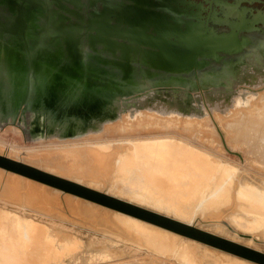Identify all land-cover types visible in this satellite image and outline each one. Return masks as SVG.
<instances>
[{"label":"bare ground","instance_id":"bare-ground-1","mask_svg":"<svg viewBox=\"0 0 264 264\" xmlns=\"http://www.w3.org/2000/svg\"><path fill=\"white\" fill-rule=\"evenodd\" d=\"M32 34L33 30L29 28L28 38H31ZM263 51L259 53L252 52L235 64L231 63L232 57L220 63L225 65V67L227 66L225 70L230 73L229 76L221 79V84L223 88L231 89L233 94H237L233 95V97L231 95V97H225L224 100H220L221 98H217V100L216 97L210 98L205 89H195L191 97H188L189 89H186L187 87L179 91L182 101L185 98L191 99L190 102L193 109L191 112L181 110V107L176 105L175 98H167L165 96L162 100H154L156 91L148 90L144 93L133 92V96L124 99L119 98L116 100V107H118L116 118L105 119L106 121L96 120L95 125L85 131L69 132L67 130L63 131L61 127L50 129L46 121V109H42L41 113H36L37 128L29 124L26 125V123L19 125L15 121L14 113L1 115L0 129H12L20 132L29 143H44L47 141L43 145H47L48 148L45 149L43 147L42 149L38 148L39 150L32 149L17 152L16 149L15 151L11 147L7 149L5 147L6 142H4V144L6 143L5 146L0 145V200L5 204L30 208L41 214L69 221L73 224L88 222L89 225L98 226V229L100 228L103 232L114 234L123 238V240L132 241L164 257H175L183 264H187L188 259L192 255L187 257L186 261L185 256H187L188 251L182 257L186 248L183 251L184 245H181V248L179 249L178 247L177 251H175L173 250L176 246L175 244H183L186 241H190L189 251L193 252L198 244L194 238L207 240L205 237L208 236L194 232L192 229L175 224L172 221L145 214L123 203L113 202L94 192L95 190L111 197L121 198V195L112 193L109 189L116 180H119L124 175L128 180V186L136 188L138 191L137 193L135 192L136 199L140 196L139 201H148L152 205L159 206V208L173 211L174 215L170 214L171 212H163L159 208L151 207L155 212L163 213L166 217H171L188 226L198 225L202 221L206 222L204 219L223 221L222 224L215 223L214 226H223L225 228L227 225L233 230L235 227L251 235L264 236V184L257 182L254 178L253 181L261 187L256 186V183L254 185L250 181L244 182L240 187L237 183L240 180L237 167H234L230 161H227V163L218 157L220 154L216 153L215 155L214 150H212L213 154L206 151L208 149L209 151L210 149L224 150L225 148L220 140L218 139V148L212 147L213 145L207 144L204 137L196 135L200 131L199 128L201 126L199 118H204L210 114L208 110L210 106H215L216 110H218H210L212 113L228 115L236 108L245 107L250 100L257 96L259 91L264 90V71L262 73L257 72L260 68L264 69L262 68L264 67ZM16 70H19V68ZM22 70L25 72L27 68L22 66ZM217 70L220 71L222 69L219 68ZM36 73L37 81L35 82L33 79H35ZM238 73L241 76H246L249 73L250 81H242L245 83L241 84L236 77ZM26 77L25 99L23 100L24 97H14V99L21 98L19 102H16V109L37 106L39 103L32 104L33 100L42 101L47 108H50L57 115V118L62 117L61 112L59 113L58 110H55V105L50 103L55 102L56 98L52 93L53 91H50L51 85L48 83H53L54 81H52L53 78L48 75L47 71L43 69L38 72L34 69ZM183 78H185L184 75H172L171 80L152 82L146 85L128 83L127 87L123 88V93L128 90L138 91L157 83L170 81L187 83ZM212 86L211 88H217L214 87L215 85ZM36 87H38L39 91ZM30 88L32 89V95L28 98ZM100 92L103 95L107 93L112 96L120 94L118 91L101 90ZM34 93H37V95L34 96ZM52 96L53 98H51ZM107 96L105 99L103 98L104 96L97 97L93 107L89 105L81 110L79 109L80 106L76 105V109H65L62 113L64 115L62 119L70 123L73 119H77V116L85 118L82 114L89 113L90 110H94L96 107L98 108L100 104L97 102L108 101ZM14 99L10 91H4V94L0 92V103L4 106L5 111L6 104L14 103ZM204 108L207 110L206 112ZM151 115L188 119L182 121L181 125L179 124L180 126L176 127L177 123L173 125L174 122L170 120L156 117L154 118L156 124H160V129L164 128L165 130H160L157 133H147L146 136L136 140L131 139L101 144L102 139L97 138V135L102 133L107 127L111 126L113 128L112 125L122 121L123 118H126L130 127L135 120ZM170 122L173 123L172 127H169ZM220 125L226 131L229 145L238 147V145L242 144V140H247L251 143L250 145L253 144V147H264V94L256 102L253 109L239 110L231 118L222 119ZM151 126V124L145 125V127ZM50 145L51 147H49ZM52 145L54 146L52 147ZM261 147H259L260 150H262ZM243 175L247 174L243 172ZM91 182L100 183L103 188H98ZM82 186L91 189V191ZM127 201L144 205L134 201V199H127ZM64 207L68 208L69 215L63 210ZM200 207L204 209L201 210ZM197 209H199V212L196 216ZM235 212H243L246 217L248 216V219L241 216L243 213L233 215ZM10 213L3 214L0 209V264H28L30 262L36 264L39 261L42 262V255L49 251L47 248L51 249L50 246L55 244H52V237L49 239L50 241H47V237L44 238L47 233L46 230L42 229L45 231L44 233L41 230L39 231L37 226L31 225L34 223L33 221L30 225L29 222L25 224V219H23V221L25 220L23 223H20L21 221L17 222V220H21V217L18 216L19 219H17V216L12 213L13 219ZM70 214L73 216H70ZM194 214L196 218H199L198 223L192 219ZM196 218L195 220H198ZM43 227L47 228L46 226ZM16 234L18 235L15 236ZM183 234L194 238H186ZM23 235H25V238L27 237L26 240L28 239L27 244L24 242L25 247L19 246L20 243L23 244L21 240H25ZM172 235L176 236L174 241L171 242L172 250L170 248H161L146 240V236L158 240L167 239ZM71 243L69 244L71 250L74 248L75 252L80 249H76L78 246L77 240L76 244L73 242V247H71ZM43 244L44 246L42 247ZM220 246L223 247L222 245ZM53 247L51 250L55 249ZM63 247L65 248L66 245ZM63 247L61 252H64H59L62 256H65L67 247L65 248L66 250ZM37 248L43 250L35 252ZM227 249L234 253L243 254L238 248H234L236 250ZM6 251L7 255H3ZM62 256L58 257L61 258ZM51 257L48 258L50 263ZM224 258L222 257V259ZM234 258L254 264L242 258ZM229 260L231 261V259ZM192 262L195 264L192 259L189 264ZM45 263L43 262V264ZM201 264H204L203 261Z\"/></svg>","mask_w":264,"mask_h":264},{"label":"rangeland","instance_id":"rangeland-1","mask_svg":"<svg viewBox=\"0 0 264 264\" xmlns=\"http://www.w3.org/2000/svg\"><path fill=\"white\" fill-rule=\"evenodd\" d=\"M98 1H99L98 2L99 7H100L103 0H98ZM188 1L193 3V4H189L190 12L193 11L194 13H196V11L199 8V4H202L206 8L208 7L206 6L207 5V3L205 2L206 0H187V3H189ZM111 3L113 4V6H118V5L120 6L123 3L124 4L123 7L118 6V9L121 10L119 13H122L127 8V5H129L132 2L128 0H112ZM78 4L79 5L76 6L78 9L76 8L74 9V7L69 6L68 10L70 11L63 10V16H59L56 13H54V9H51L50 15L48 16L47 12L50 9V7L49 9L40 8L39 9L40 13L38 14H40V21H42V23H39L40 26H38V28L35 30V35L38 34V36H36L33 39L31 38L32 40L31 39L29 40L31 44L30 46L34 48V45L32 44L33 41L35 39L38 40L40 38L41 32L43 30L45 31L48 28H51L53 29L54 32L61 33V36H62L61 40L66 45L65 41L63 40V37H66L65 36L66 34L63 31L70 30L80 37L79 39L81 42L80 44L81 53L84 52L83 48L84 49L89 48L95 51V49L103 46L102 48H104V50L105 49L108 50L105 55L103 54L100 55L99 52H98L99 54L95 53V55H92V54L84 55V53H82V56L84 57L82 60V66L85 65L84 68L76 67V65L71 60V58H68V53L67 54L65 53L64 55L61 53L62 51H59L60 50L59 48H58L59 50H57V48H54V46H56V41H55V44L49 47L45 53L42 50V60H40L37 63L35 71L39 72L40 70L44 69L47 71L48 75H50V77L53 78L52 81L54 82L53 83L51 82L48 84L51 85L50 91L51 92L53 91L52 93L54 97L56 98V100L55 102H50V103L51 104L53 103L55 105V110H58L59 113L61 112V115H62V117L60 116L61 120L60 118H57V115H55L50 110V108H47L44 105V103H42V101L37 102L36 100H33L32 104H38V103L39 104L37 106H31V107L28 106L26 108L20 107L19 109H16V104H17L16 102L17 101L19 102V100H21V98H23L25 95L24 92H25V87L27 86L26 84L27 73L26 71L24 72L22 70V66L26 67L28 60L24 58L25 55L22 50V49H25L24 43L21 42L20 43L21 48H19L18 47L19 41L15 38V36H11V35H3L0 37V92L4 94V91H10L13 99L14 97H18V98L21 97V98L20 99L15 98L13 100L15 104L14 103L6 104L5 109L7 112L4 110L3 108L4 106L0 103V116L10 115L11 113H14L15 121H17L19 125L26 123V125L29 124V125H32L34 128H37L36 126L38 125V121H36L37 120L36 113H41L42 109H46V113H47L46 121L49 124L50 129L52 128L54 129L55 127H61L63 131L67 130L69 132L70 131L78 132V131H85L86 129L93 127L95 125L96 120L100 121V120H105V119L116 118L117 117L116 113L118 110V107H116V103H117L116 100H118L119 98L124 99L126 97H131L134 95L133 92H136V93L143 92L144 93L148 90H155L156 92L154 93L155 95L154 100H162L165 96L167 98H175L176 105L181 107V110H185L188 112H191L193 110L191 102H190L191 99L185 98V100L182 101L181 96H179L181 94L179 91H181L182 89L186 87H187L186 89H189L188 97H191V94L193 90L195 89H205L206 93L209 94L210 98H215V97L216 99L221 98L220 100H224L225 97L228 98V96L231 97V95L232 97L233 95H237L236 93L233 94L231 89L223 88V85L220 83L221 79H223L227 75L229 76L230 73L228 71H225V65H221L220 63H217V62H213L210 67L204 68L203 70H201L200 79L196 78L193 75H190V76L185 75V78L183 79L187 83H184V84L170 81V82L160 83V84L157 83L150 87L148 86V88L146 87L138 91L128 90L123 93V90H124L123 88L127 87L128 84H124V85L118 84V82L114 80V76L121 78L127 75L131 83L135 84L137 81L139 82V83H136V85L137 84L140 85V82H142V78H141L142 72L138 69L139 65L138 63H136L135 53L132 54V57L134 58V60L131 62L132 68L130 72L129 71L127 72V70L124 69V65L120 67L112 68L110 60H113V53L111 52V50H109L102 43H97L95 44V46H93L88 41L85 31L82 30L83 28L81 29L82 30L81 32L79 28L77 29L76 27L77 25L78 26L84 25V24L86 25L89 18H94L93 14L95 12L94 9L96 8L94 7L86 8V4H85V7H78V6H83L81 2ZM180 5L182 6L183 4H180ZM183 7L186 8V6H183ZM100 8L101 10H103L102 7ZM74 10H77V11L79 10L80 14L85 16V20L82 21L80 20L78 16L70 13ZM176 17H179V15L173 14L172 18H176ZM181 18L184 19L183 16ZM192 18L193 17H189L188 19L190 21L195 20V19L192 20ZM186 20L187 18L182 20L183 22L182 27H185L187 25L186 23L189 22ZM110 21L113 23L115 22V20L113 19ZM198 22H200V19L198 20ZM198 22L192 24L194 26L195 32H196L197 27H199L201 29V32L206 34L207 32H205V29L202 30L201 24H198ZM63 24L65 27L62 26ZM95 25L99 26V23H95ZM35 26L37 27V25H34V28ZM60 26H62V29L60 28ZM210 26H212L215 32L220 33L222 31H229V28L225 27V25H211L210 24ZM257 26L259 27L261 25H257ZM44 35H45V38L43 37L44 38L43 43H46L49 40V38H48V35L46 34ZM240 36L244 37L248 35L242 32ZM255 36H256L255 39L257 41L261 40L260 35L256 34ZM258 47H260L259 49L261 50L262 47L260 45ZM64 51L66 52V50ZM117 55L118 56L121 55L120 50L117 51ZM107 59H109L108 64L105 63ZM17 68H19V70H16ZM143 68L148 69L149 67L143 66ZM219 68L222 70L218 71L217 69ZM260 69H258L257 72L262 73L264 69H261V70ZM21 70L22 72H20ZM151 71L155 72V69L151 68ZM88 72L92 74L95 73L96 75H91V74L88 75ZM165 74H166L165 78L164 77L161 78L160 77L161 75L160 76L154 75L152 78H150V80L158 81L159 78H161L165 81V80L172 79L171 75L173 74H168V73H165ZM36 75L37 73L35 74V79L31 77L33 80H35V82L37 81ZM131 75H133L132 78H131ZM248 75L241 76L238 73L236 77L237 79H239L238 81L241 84H243L245 82H242V81H250V77ZM251 76L253 77V75ZM212 85H215L214 87H217V88H211L213 87ZM36 88L39 91L38 87ZM207 89L209 90L208 92H207ZM101 90L110 91V92L118 91L120 92V94H115L112 96L111 94L108 95L107 93H105L103 95V93L100 92ZM31 92H32V89L30 88V94H28V98L30 95H32ZM263 94H264V90L259 91L257 96L253 100H250L249 103L245 107L236 108L231 114H228V115H223L221 113L219 114L212 113V111H218V110H216L217 108H215V106L209 105L210 109L208 110L210 114H208V116L204 118H199L201 121V126L199 128L200 131L197 132L196 135L204 137L207 141V144H210V145L212 144L213 145V146L211 145L212 147L215 146L218 148L219 147L218 139L220 140L221 144L225 148L224 150L210 149L211 151L210 152L208 149L206 151L213 154L212 150H214L215 155L216 153L218 155L220 154L218 157L222 158L226 162L230 161L234 167H237L238 169L237 171L239 172L237 173L239 174L238 176L240 178L239 180L240 183L239 182L237 183L238 185H240V187L246 181H250L253 184L256 183L253 181L254 178L257 180V182H261L264 184V150H263L264 147H261V146L253 147V144L250 145L251 143L247 140L246 141L242 140L241 141L242 144L238 145V147H234V145H231V144L229 145V143L227 142L226 131L220 125V121L222 119L231 118L239 110L253 109L254 105L256 104V102H258L261 99V96ZM36 95L37 93H34V96ZM100 96L102 97L104 96L103 97L104 99L107 96L108 101L107 100L105 102L100 101L101 103L97 102L98 104H100L99 107L98 108L96 107L94 110H90L89 112V113L94 112L92 117L85 119L80 116H77V119H73L70 123L65 121V119H62L64 118V115L62 113L65 109L66 110L76 109L75 108L76 105H79L80 106L79 109L81 110L85 109L89 105L93 107L95 106L96 98ZM248 97H250V95H248ZM51 98H53V96ZM179 98L181 101L179 100ZM24 99L25 97L23 98V100ZM206 111L207 110L205 109V112ZM156 117L164 118V119L174 122V124L170 122L169 127L170 126L172 127V124L175 125L176 123H177L176 127L180 126L181 125L180 123L182 121L188 119V118H169V117L151 115V116H145L144 118L142 117V119L135 120V122H132L131 126L129 127L128 121H126V118H123L122 121L112 125L113 128H111V126L107 127L102 133L97 135V138L102 139L101 144H109V143L117 142V141H128L131 139L136 140L138 138H141L142 136L143 137L146 136L147 133H154V132L157 133V132H160V130H165L164 128L160 129L159 127L160 124H156V122L154 121V118ZM146 124H151L152 126L145 127ZM174 130H177V129H174ZM94 137L96 138V136ZM195 138L197 137L195 136ZM4 142L7 143V144L5 143L6 146ZM46 142L47 141H45L44 143ZM9 143L12 146H10ZM44 143L43 142L42 143H29L28 140L25 139L23 137V134L20 132L14 131L12 129L10 130H5V128L0 129V145L5 146L7 149H10L11 147V149L13 148V150L16 149L17 152H21V151H25V150L28 151L32 149L37 150L38 148L42 149L43 147L45 149L48 148L47 145H43ZM53 146L54 145H52V147ZM49 147H51V145ZM259 147H261L262 150H260ZM221 155L223 156L221 157ZM224 156H225V159H224ZM243 172L247 174L248 176L243 175ZM91 183H94V182H91ZM127 183H128L127 178L124 175H122L121 178L119 180H116L109 189L110 192L116 193L117 195H121L122 196L121 198L111 197L107 194H104L103 192H99V191L97 192L95 190L94 192L100 196L110 199L113 202L123 203L145 214H150L151 216L156 217V218H161V219H166L168 221H172L175 224H179L188 229H192L194 232H198L202 235L205 234L206 236H208V237H205L207 240H203V239H199L196 237L194 238V237H190L189 235L183 234L184 237L194 238L198 242L197 248L193 252L189 251L190 246H191L190 241L189 242L186 241L183 244L177 243L178 245L175 244L176 246L173 249L171 242L174 241V239L176 238V236H173V235L169 236L167 239H158V240H155L152 237L146 236V240L149 243L155 244L161 248H170L171 250L173 249L175 251H177L178 247L180 249L181 245H184L183 251L185 248L186 250L184 251L185 254L184 253L183 255L181 254L182 257L186 255V251H188L187 256H185L186 261H187V257H190L192 255V257L188 259L187 264L191 262V259L192 261H194L195 264H201L202 261L204 264H251L248 262L238 260L234 257L245 259L254 264H264V236H260L257 234L251 235L250 233H246L245 231H241L239 229H236L235 227L233 230L232 228H229V226L227 225L225 226V228L223 226H214L215 223L222 224L223 221L219 222V221H214L211 219H204L206 220V222L202 221L201 223L199 222L200 224L194 225V226L185 225L171 217H166L163 213L160 214V213L155 212V210H153V208H159V206H156L155 204L152 205V203L148 201L147 202L142 201V200L139 201L140 196H138V199H136L135 195L138 191L136 190V188H131L130 186H128ZM94 184L98 188H101V189L103 188V185L100 183H94ZM256 186L261 187L258 184ZM82 187L91 191V189H88L84 186ZM127 199H134V201L138 203H142L144 205H138L135 202L129 203ZM17 207L18 206H15V205L5 204L2 200H0V209L2 210L3 214L11 212L10 214L12 213L15 214L17 216V219H19L18 216L21 217V220L20 219L17 220V222L21 221L20 223H23L26 220L25 224H28L29 222V225H30L33 221L35 224L32 223L31 225L34 227L37 226V229H39V231L41 230L42 233L45 232L43 230H46L48 234L46 233L45 234L46 236H44V238L47 237L46 240L48 241L52 237V240H53L52 244L55 243L52 245L55 247V249L51 250L52 246L49 245L51 249L47 248L49 250L48 253H46L45 255H42L43 259L45 256H47L45 257L46 261H44L45 259L44 260L42 259V262L39 261L36 264H43V262L44 263L49 262L48 264H183V262L177 260L175 257H164L162 255L151 252V250L147 249L146 247L139 246L133 243L132 241H129V240L127 241L125 239L123 240V238H120L114 234L103 232V230H100V228L98 229V226L96 227L91 224L89 225L88 222H79V223L73 224L72 222H69V221H64V220H60L52 216H48L46 214H41L38 211H35L30 208H23V207L17 208ZM67 209L68 208L64 207L63 210L67 212V214L69 215V210L67 211ZM159 209H161L163 212L164 211L169 212V213L171 212L170 214L174 215L173 211H169L166 208H164L165 210L162 208H159ZM200 209L203 210L204 208L200 207ZM198 212H199V209H197L196 211V216ZM240 213H243V212H235L233 213V215H237ZM13 214L11 216L14 219ZM70 216H73V215L70 214ZM196 216L194 214L192 219L193 221L198 223L199 218H196ZM241 216L245 218L248 217V216L246 217L244 213L241 214ZM194 217L198 220H195ZM229 217H228V220L230 219ZM23 219L25 220L23 221ZM15 220H16V217H15ZM15 220L14 222L16 223ZM37 223L40 225H38ZM40 226H41V229H40ZM43 226H46L47 228L45 229V227ZM99 231H102V232H99ZM17 235L18 234H16L15 236ZM23 236L25 238V235ZM26 238L24 241L23 239L21 240L19 238L21 242H23V244L20 243L19 246H24V242H26L25 244H27L28 239L26 240ZM75 239L77 240L78 246L75 245L77 246V248L75 246L74 247L76 249H79V248L80 249L74 252L75 249L72 248V250L74 249L72 251L69 244L72 242L71 247H73V242H75L76 244ZM213 239L216 241H214ZM65 242H67L68 245L65 244ZM63 243L67 247V252L71 254L69 253L67 254L66 251H65L66 254L64 253L65 256H62V254H60V252L62 251V247L64 246ZM220 245H222L223 247H221ZM43 246L44 244L42 245V247ZM231 246L232 247L235 246L234 248L240 249L243 254L241 255L239 253H234L233 251L228 250L227 248H230L231 250L234 249ZM179 249H178V252H179ZM39 250L42 251L43 249L37 248L35 252H39ZM58 252H59V255H58ZM3 255H7V251ZM49 256L50 257L52 256L51 263H50V260L48 259L50 258ZM58 256H62V257L59 258ZM222 257L223 258L226 257V258L222 259ZM55 258H58V259H55ZM229 259H231V261ZM198 260H200L201 262ZM28 264H33V262L32 263L30 262ZM191 264H193V262Z\"/></svg>","mask_w":264,"mask_h":264},{"label":"water","instance_id":"water-1","mask_svg":"<svg viewBox=\"0 0 264 264\" xmlns=\"http://www.w3.org/2000/svg\"><path fill=\"white\" fill-rule=\"evenodd\" d=\"M65 1L69 2V0ZM128 1L132 3L127 5L122 13H119L121 11L118 9L119 5L112 6L111 3L109 5L105 4L103 10H98V3L94 1L92 5L90 4V8H96L93 14L94 18H89L86 25H77L76 27L81 32L82 30L85 31L88 41L93 46L102 43L111 50L113 53V60H110L112 68L124 65V69L130 72L131 62L134 60L132 54L135 53V60L139 65L138 69L142 72L140 85L162 82L164 80L161 78H165V73L184 76L193 75L200 79V71L210 67L213 62L222 63L230 56L243 53L246 47L250 45L251 38L249 36L241 37L240 34L244 30L250 32L257 29L255 25L259 22V19L248 20L243 16L240 22L233 23L228 20L231 12L222 9L226 19H221L215 23L226 25L230 27V30L219 33L215 32L207 21L198 22V24H201L202 30L205 29V32H207L204 34L199 27L195 32L192 24L197 22L189 21L185 27H182L183 19L181 17L183 15L195 17V14L193 11L183 10L177 4L180 0ZM7 2L10 10L17 11L18 15L9 25L1 24L3 27L0 29V36H3L4 33L15 36L19 41V48H21L20 43H24L27 53L24 54V58L28 60L27 66L25 65L28 75L34 71L37 63L42 60V50L46 51L55 44L57 39H62L60 32H54L53 29L48 28L41 32L38 40L33 41L34 48L30 49L28 31L31 28V21L36 19L35 15L40 13V8L49 9L48 4L51 2L61 9L70 10L59 1L56 3V0L51 2L50 0H7ZM121 6L123 7L124 4L122 3L119 7ZM88 7L86 6V8ZM200 7L204 6L199 4ZM70 13L80 17V12L72 11ZM173 14H178L179 17L172 18ZM112 19L115 20L114 23L110 21ZM95 23H99V26H96ZM62 26H60L61 29ZM63 32L66 34L63 40L67 45L68 58H71L76 67L84 68L85 65L82 66L84 57L80 50V37L70 30ZM44 34L48 35L49 38L46 43H43ZM118 50L121 51L119 56L117 55ZM105 63L108 64L109 59ZM143 66L149 68L144 69ZM151 68L155 69V72H152ZM89 74L96 75L88 72ZM154 75H161V78L158 81L150 80ZM132 77L133 75H131ZM114 80L121 85L131 83L127 75L121 78L114 76Z\"/></svg>","mask_w":264,"mask_h":264},{"label":"flooded vegetation","instance_id":"flooded-vegetation-1","mask_svg":"<svg viewBox=\"0 0 264 264\" xmlns=\"http://www.w3.org/2000/svg\"><path fill=\"white\" fill-rule=\"evenodd\" d=\"M51 1L52 0H50V2ZM53 1H55V0H53ZM58 1L60 3H63V5H65V6L69 3V2L66 3L65 0H56V3H58ZM94 1H97V3L99 2L98 0H83V2H81V3H83V5H84L83 7H85V4H86V6L90 7V4L92 5ZM109 1L110 0H103L100 7L103 8V6L105 4L109 5L111 3V2L109 3ZM79 2L73 3L72 5L71 4H68V5L70 7L74 6V9L75 8L78 9L76 6ZM205 2L207 3V5L205 3L204 4L208 7L206 8L204 6L202 8L201 7L198 8L196 13H194L195 18L194 17L192 18V20L195 19V20H193V22H198V20L200 19V22L207 21L209 25L210 24L211 25H219L215 22L220 21L221 19H226L225 14L223 13V10L224 11L229 10L231 12V15L228 17V20L233 22V23L240 22L242 20L243 16L248 20L259 19L258 24L255 25V27L257 29H254L250 32H248L246 30L242 31L248 36L251 35V36H249V38H251V43L245 49V51L243 53L239 54L238 56L237 55L230 56V58L232 57L231 63H234V64L237 63V61L241 60L243 57L251 54L252 52L253 53H259L260 51H263V49H264V0H206ZM178 3L177 4L183 10L188 7L187 8L188 11H189V7H190L189 4H193L192 2L187 3V0H180V2L178 1ZM180 4H183V5L181 6ZM48 5L50 7V9L47 12L48 16L50 15L51 9H54V11H56L57 15L63 16V10L64 9L59 8L57 5L53 4L52 2L49 3ZM111 5L113 6L112 3H111ZM183 6H186V8ZM100 7H99V3H98V9ZM191 7H193V6H191ZM66 8L69 9V7H67V6H66ZM99 10H101V8ZM74 11L79 13V10L78 11L74 10ZM184 13H185V11H184ZM17 15H18L17 11L13 12L10 10V6H9L7 0H0V29H2V27H3L1 24L9 25L11 22L14 21V19ZM79 15H80V17H79L80 20L81 19L85 20V16L81 15L80 13H79ZM35 18L36 19L31 21V23H30V26H31L30 29L33 30V34L31 36L32 39L36 37V35L34 34V30H36L38 28V26H40L39 23H42V21H40V14H36ZM66 18H67V16H66ZM183 18L184 19L187 18L186 21H190L188 19L189 18L188 16L183 15ZM32 25H33V27H32ZM34 25H37V27L35 26V28H34ZM257 25H261V26L258 27ZM225 27H228V26L225 25ZM228 28L230 30V27H228ZM256 34L261 36L260 37L261 40L257 41L255 39ZM4 35H10V34L4 33ZM43 37L45 38V36H43ZM31 38H28V39L30 40ZM259 45L262 47L261 50L259 49L260 47H258ZM102 47L95 49V51H93L92 49H89V48H85V49L83 48L84 52H82V53H84V55H87V54L95 55V53L99 52L100 55H102V54L105 55L108 50H106V49L104 50V48H102ZM54 48H57V50L60 49L59 51H62L61 53L64 55H65V53L66 54L68 53V49H67L66 45L62 42L61 39L56 40V46H54ZM30 49H33V47L30 46ZM22 50H23V53L26 55L27 54L26 49H22ZM64 50H66V52ZM80 50H81V48H80ZM43 52L45 53L46 51L43 50ZM263 53H264V51H263ZM174 82L177 83V81H174ZM181 84H184V83H181ZM93 113L94 112L86 113V114H82V115H84L85 118H90L93 116Z\"/></svg>","mask_w":264,"mask_h":264},{"label":"crops","instance_id":"crops-1","mask_svg":"<svg viewBox=\"0 0 264 264\" xmlns=\"http://www.w3.org/2000/svg\"><path fill=\"white\" fill-rule=\"evenodd\" d=\"M81 1V0H80ZM77 2H79V1H77V0H69V4H73V3H77ZM82 2H83V0H82ZM66 3H68V2H66ZM82 5H83V3H81ZM67 7H69V5L67 4L66 5ZM74 7V6H73Z\"/></svg>","mask_w":264,"mask_h":264}]
</instances>
